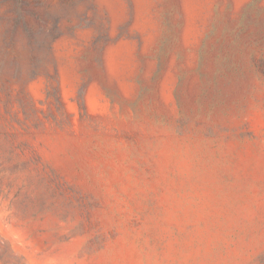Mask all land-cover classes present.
<instances>
[{"label":"rangeland","instance_id":"374dc122","mask_svg":"<svg viewBox=\"0 0 264 264\" xmlns=\"http://www.w3.org/2000/svg\"><path fill=\"white\" fill-rule=\"evenodd\" d=\"M36 10L41 48L0 36V264H264V0Z\"/></svg>","mask_w":264,"mask_h":264},{"label":"trees","instance_id":"16d2710c","mask_svg":"<svg viewBox=\"0 0 264 264\" xmlns=\"http://www.w3.org/2000/svg\"><path fill=\"white\" fill-rule=\"evenodd\" d=\"M3 1L9 3V13L11 14V17L7 21V26L10 30H6L3 34L0 33L3 40L9 34L12 40H15L18 37H23L33 50L34 46H36L37 49L41 48L42 43L49 37V31H46L38 24H33L29 19L30 16L35 17L36 19L40 18V15H38L37 12L38 9L36 10L37 6L40 5V0H34L33 2L28 0ZM4 55L5 52L0 50V80H2L4 73L10 68L6 65L7 62L3 61Z\"/></svg>","mask_w":264,"mask_h":264}]
</instances>
